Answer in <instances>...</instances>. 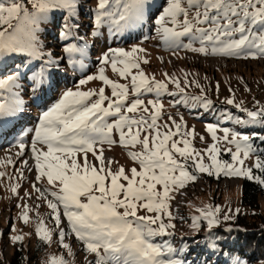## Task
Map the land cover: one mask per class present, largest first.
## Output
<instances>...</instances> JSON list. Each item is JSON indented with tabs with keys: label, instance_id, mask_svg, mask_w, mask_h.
Returning <instances> with one entry per match:
<instances>
[{
	"label": "rangeland",
	"instance_id": "obj_1",
	"mask_svg": "<svg viewBox=\"0 0 264 264\" xmlns=\"http://www.w3.org/2000/svg\"><path fill=\"white\" fill-rule=\"evenodd\" d=\"M257 56L264 0H0V128L16 119L0 135L2 261L22 242L43 244L35 264H206L201 233L239 213L264 226V198L241 202L264 161ZM184 106L186 138L170 118ZM192 169L214 182L174 212ZM231 253L209 264H261Z\"/></svg>",
	"mask_w": 264,
	"mask_h": 264
},
{
	"label": "trees",
	"instance_id": "obj_2",
	"mask_svg": "<svg viewBox=\"0 0 264 264\" xmlns=\"http://www.w3.org/2000/svg\"><path fill=\"white\" fill-rule=\"evenodd\" d=\"M58 19L59 18L54 19V27L56 30L59 28V24L57 23ZM257 172L259 173L258 178H246L241 183V202L254 209H260V200L262 197L264 198V161L263 167ZM216 198L217 197H214V199ZM253 215L256 214H252V216ZM261 216L263 215L260 214V217ZM231 227L234 228L231 230H228L225 227L209 229L206 236L202 233L199 235V237L202 238L196 242L197 245L204 248L206 252L208 250L207 247H209L212 255L205 259L206 264L211 263L215 258L220 260L225 254L231 255L232 249H236L242 255L248 256L250 260H256L261 264H264L263 224L248 215L239 213L233 217ZM67 229L68 232H73L70 225ZM75 236L78 242H82L80 236ZM188 241L191 240L189 239ZM18 244L19 245L15 248L12 255L11 261H9V263H5L0 257V264H35L34 262L38 253H42L44 250L43 244L40 243H37L32 252L29 249H24L25 245H22V242ZM85 250L88 251V247L86 245ZM94 260L106 261L107 259L102 257L100 254H96L94 255ZM182 262L186 264L185 259H183Z\"/></svg>",
	"mask_w": 264,
	"mask_h": 264
},
{
	"label": "bare ground",
	"instance_id": "obj_3",
	"mask_svg": "<svg viewBox=\"0 0 264 264\" xmlns=\"http://www.w3.org/2000/svg\"><path fill=\"white\" fill-rule=\"evenodd\" d=\"M71 37V35L69 36V38H67L66 39V41L67 40H69V39H71L70 38ZM121 52H120V50H113L112 52H111V54L113 55V56H117V55H119ZM219 56H214V58L213 59H215V58H218ZM220 58H223V57H220ZM230 58H234V57H230ZM234 59H239V58H234ZM262 59V58H261ZM263 60V59H262ZM177 116L179 117V118H182L183 117V112L182 111H179V112H177ZM11 120V119H10ZM10 120H8L9 122H10ZM9 124V123H8ZM7 124V125H8ZM9 126H11V125H8L7 127H9ZM7 127H5V128H3V129H6ZM180 128H182V129H184L185 130V127H184V125L183 124H180L179 125V129ZM1 129V128H0ZM30 154H29V156L30 157H32L31 158V161H29V163L28 164H36L37 163V157H38V152H37V150H36V148L34 149V150H31L30 152H29ZM104 158L106 159L107 157H106V155L104 154ZM205 179V180H209V182H214V181H212L213 179L212 178H210V177H208V176H206V175H204V174H199L198 176H197V179L194 181V182H192V183H190L187 187H185V188H183V189H181L180 191H179V193H178V196H177V198L173 201V203H172V207L174 208V212H175V209L177 208V205L175 204V201L177 200V199H179V198H181L183 195H187V193L186 192H182L183 190H188V189H191L192 187L194 188V184L197 182V181H200L201 179ZM226 179H231V178H223V179H221L220 181H222V180H226ZM217 183V182H216ZM192 186V187H191ZM210 187V186H209ZM195 194V193H194ZM177 204L179 203V202H176ZM175 205H176V208H175ZM173 210V209H172ZM83 248V247H82ZM116 262H119V261H111L110 263H107V264H118V263H116ZM96 264H98V263H96ZM99 264H102V263H99Z\"/></svg>",
	"mask_w": 264,
	"mask_h": 264
},
{
	"label": "built area",
	"instance_id": "obj_4",
	"mask_svg": "<svg viewBox=\"0 0 264 264\" xmlns=\"http://www.w3.org/2000/svg\"><path fill=\"white\" fill-rule=\"evenodd\" d=\"M213 58V57H212ZM183 118V117H182ZM179 131H180V135L181 136H185L187 133H186V130H184V129H182V128H180L179 129Z\"/></svg>",
	"mask_w": 264,
	"mask_h": 264
}]
</instances>
